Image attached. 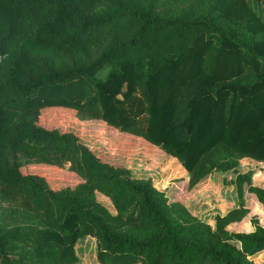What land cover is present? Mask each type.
I'll return each mask as SVG.
<instances>
[{
  "label": "trees",
  "instance_id": "1",
  "mask_svg": "<svg viewBox=\"0 0 264 264\" xmlns=\"http://www.w3.org/2000/svg\"><path fill=\"white\" fill-rule=\"evenodd\" d=\"M132 103L145 125L127 115ZM45 107L164 148L188 188L242 157L264 162V23L246 0H0V264H72L85 235L99 264H255L264 252V226L226 228L236 210L184 231L181 203L38 125ZM29 162L68 164L83 182L54 190L20 171ZM249 191L264 206V188ZM20 242L29 247L13 254Z\"/></svg>",
  "mask_w": 264,
  "mask_h": 264
},
{
  "label": "rangeland",
  "instance_id": "2",
  "mask_svg": "<svg viewBox=\"0 0 264 264\" xmlns=\"http://www.w3.org/2000/svg\"><path fill=\"white\" fill-rule=\"evenodd\" d=\"M254 13L264 23V0H246ZM109 67L99 71L104 78ZM126 113L135 122L145 125V114L135 103L126 105ZM37 124L47 129L72 132L86 144L102 161L126 167L132 177L151 180L159 190L165 192L170 202L183 206L174 212L176 224L184 231L195 222L214 226L215 218L236 210L241 219L229 223L230 231H251L256 225L264 226V206L249 191V186L264 188V162L242 157L228 170H214L203 177L192 188H188V173L180 161L164 148L154 145L141 135L125 133L118 127L98 118H80L73 108L45 107L40 110ZM221 159L228 157L223 149L216 151ZM23 174H32L44 179L54 190L76 188L83 180L68 164L62 166L29 162L20 167ZM248 174V175H246ZM239 184L241 188L239 190ZM96 201L115 215L116 211L109 197L95 192ZM11 226L14 222L10 221ZM149 230L145 232L148 234ZM29 244L17 243L13 254L23 252ZM76 259L72 264H99L97 242L91 235L80 237L75 244ZM255 264H264V252L251 256ZM136 264H147L138 262Z\"/></svg>",
  "mask_w": 264,
  "mask_h": 264
}]
</instances>
